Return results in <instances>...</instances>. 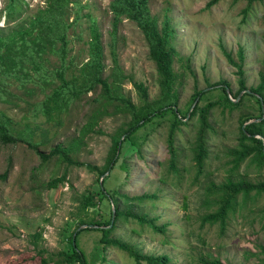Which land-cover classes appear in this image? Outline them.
<instances>
[{
  "label": "rangeland",
  "instance_id": "374dc122",
  "mask_svg": "<svg viewBox=\"0 0 264 264\" xmlns=\"http://www.w3.org/2000/svg\"><path fill=\"white\" fill-rule=\"evenodd\" d=\"M10 1L0 0L1 29L35 14L45 2L16 0L17 9L9 20L5 7ZM78 1L84 8L82 19L69 31V61H73L67 72L70 82L74 76H79L80 67L88 60L91 27L88 14L95 19L101 33L106 73L112 66L108 45L114 18L110 9L113 0ZM209 2L149 0L151 13L160 23L168 17L175 30L171 44L176 52L174 68L179 75L178 108L186 115L187 124L181 125L175 134L177 173L170 169V117L157 120L156 126L149 124L137 133L141 152L129 141L121 145L120 159L114 170L105 176L108 177L103 188L116 192L113 198L120 200L122 209L129 208L135 214L148 216L163 231L131 218L119 219L111 236L133 244L144 254L167 255L172 264H200L202 255L219 258L225 264H262L264 194H252L247 201L240 196L224 230L220 224H202V219L217 209L206 203L207 187L211 182L220 184L228 178H246L251 182L264 180V167L251 163L250 158L233 171L231 150L239 145L242 112L222 107L212 111V129L207 135L208 155L203 171L198 173L193 148L199 122L191 110L219 99L221 92L213 85L222 80L230 84L232 95L237 92L236 68L228 62L226 54L237 60L239 48L245 52L247 87L259 83L264 59V0L256 1L246 15L247 2L244 0H220L206 8ZM73 20L74 14H71L69 21ZM117 54L125 74L130 75L133 82L145 84L150 99L158 97L160 77L156 64L149 57L148 42L138 25L125 17L119 25ZM44 58L52 67H59L57 57L49 54ZM58 85L52 80L42 89L21 86L0 73V111L10 119L11 133L18 136L31 128L32 143L46 154L56 145H66L80 135L92 112V99L100 92L98 89L83 95L62 114L47 117L36 105ZM124 88L133 102L140 104L134 84L126 82ZM196 91L211 94L194 102ZM257 108L253 99L245 100L242 107L252 114L258 113ZM128 120V117L114 115L99 122L95 132L87 136L84 145L72 156L83 166L64 164L60 157L44 162L37 151L25 143L6 145L0 141V264H64L60 254L69 250L68 239L79 224V218H85L86 214L97 218L102 212L95 207L88 208L86 213L79 212L83 196L98 190L101 183L97 180L102 181L98 172L84 165L100 169L105 166L112 136L125 127ZM159 122L161 124L157 125ZM6 172L8 176L4 179ZM63 176L66 180L56 188H46L53 179ZM146 195H156V199H138ZM104 202L103 212L110 215L115 208L114 201L105 199ZM99 235L84 231L74 243L86 251L92 264H137L122 250L104 249Z\"/></svg>",
  "mask_w": 264,
  "mask_h": 264
},
{
  "label": "trees",
  "instance_id": "16d2710c",
  "mask_svg": "<svg viewBox=\"0 0 264 264\" xmlns=\"http://www.w3.org/2000/svg\"><path fill=\"white\" fill-rule=\"evenodd\" d=\"M220 0H210L206 8H211ZM247 2V8L244 10L248 14L251 6L256 1L262 0H244ZM84 6L78 0H45L44 6L38 8L37 12L26 19L19 21L14 26L5 29L0 28V73L8 79H13L21 86L33 85L43 88L50 81L56 80L59 85L45 96V99L36 105L47 117L54 114H62L71 104L80 100L83 95L95 92L99 93L92 99L93 109L88 117V122L82 128L78 137L69 140L66 145L58 144L49 154L38 151V145L31 141V128L20 135L11 133V121L0 111V141L3 144L16 145L25 143L30 148L37 151L42 161L48 162L52 158L60 157L62 163L68 165L83 166L82 163L73 160L80 148L84 145L85 139L90 133H94L99 122L108 116L122 115L128 117L125 127L119 128L112 136V146L110 148L107 162L102 169L84 165L91 170L99 173L101 180L98 190L84 195L79 212L86 213L88 208L95 207L102 212L98 213L97 218L88 214L85 218H79V224L68 239L69 250L62 252L64 264H92L91 257H87L86 251H83L78 245L79 235L84 231L99 233V243L105 247H115L129 254L137 264L147 262L148 264H172V260L167 255H147L139 250L133 244L125 240L111 236L116 228V222L119 219H134L142 225H148L154 230L163 231L156 227L154 220L146 215L135 214L129 208L122 209L120 200L113 198L114 190L108 191L103 185L107 174L114 170L115 165L120 159L119 152L121 145L129 141L130 145L141 152V146L138 141V132L149 124L156 126V121L170 117L168 147L170 150V169L177 173L176 165L178 153L175 146V134L181 125H186V115L178 108L179 92L177 84L179 75L174 68L175 48L171 42L175 36V30L171 21L166 17L161 23L157 17L151 13L149 0H113L110 4L113 13L111 41L109 43L112 66L106 73L107 64L104 55V47L101 40L97 22L91 15H87L91 20L90 39L88 43V60L83 63L79 69V76H74L72 82L67 80V72L73 61H69L71 52L69 45V31L77 25L82 19L81 10ZM17 9L16 0H11L5 7L6 17L10 18ZM71 14H74V20L69 21ZM135 22L149 45V57L156 64L160 77V94L155 99H150L147 86L143 83L133 82L130 75L125 74L119 63L117 54L119 44V25L123 18ZM52 55L58 58L59 67L49 65L46 55ZM228 62L236 68L238 90L233 93L230 84L225 80L214 84L220 91L219 99L210 100L206 105L191 110L192 116L198 117L199 127L196 133L194 151V161L196 162L198 173L203 171V166L208 155L207 135L212 129L210 123L211 113L217 107L228 109L229 111L239 110L240 121V139L239 145L231 150L233 157V171L239 169L241 164L250 158V162L258 167H264V59L263 70L259 72V83L254 87H247V78L245 71V52L238 50L237 60L230 54H226ZM190 69V65H187ZM132 82L137 90L140 104H135L132 98L125 92L124 84ZM250 91V92H247ZM243 96L237 101L240 94ZM209 92L196 91L193 100L197 102L200 97L205 98ZM233 96V98L231 97ZM253 99L257 104L258 113L252 114L243 111L242 107L245 100ZM260 120L258 122H252ZM161 124L159 122L157 125ZM8 172L3 175L6 179ZM66 177L53 179L46 185L47 189H54L58 183H63ZM111 192V193H110ZM113 193V195H112ZM208 199L207 206H217V209L209 213L202 219V224H220L224 230L227 225V219L230 213L235 212L238 205V198L242 196L247 201L252 194L261 196L264 194V180L251 182L246 178L235 180L228 178L220 184L210 183L207 187ZM114 201L112 206L114 210L110 215L103 212L104 200ZM140 200L156 199V195H146ZM99 210V211H100ZM78 212V213H79ZM264 214V210H263ZM115 217V218H114ZM94 226V228L81 229L83 226ZM83 246V245H82ZM261 253L264 256V247H261ZM200 264H225L219 258L206 256L200 257ZM264 264V259L261 260ZM232 264V263H226Z\"/></svg>",
  "mask_w": 264,
  "mask_h": 264
},
{
  "label": "water",
  "instance_id": "95a60500",
  "mask_svg": "<svg viewBox=\"0 0 264 264\" xmlns=\"http://www.w3.org/2000/svg\"><path fill=\"white\" fill-rule=\"evenodd\" d=\"M247 92H250V91H247ZM250 93H251V92H250ZM243 94H244V92H242V93L240 94L239 98H238L237 100H234V102H237ZM258 121H260V120H254V121H252V122H258ZM113 210H114V215H115V209H113ZM89 227H90V228H93L94 226H87V225H85V226L81 227L80 230H81V229H86V228H89Z\"/></svg>",
  "mask_w": 264,
  "mask_h": 264
}]
</instances>
